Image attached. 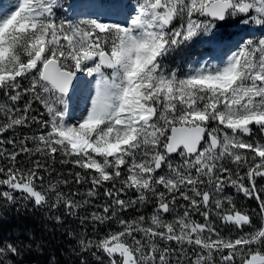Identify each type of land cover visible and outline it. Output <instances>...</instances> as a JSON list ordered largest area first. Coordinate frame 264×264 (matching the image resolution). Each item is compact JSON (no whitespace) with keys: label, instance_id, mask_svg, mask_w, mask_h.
<instances>
[{"label":"snow or ice","instance_id":"6c2138e0","mask_svg":"<svg viewBox=\"0 0 264 264\" xmlns=\"http://www.w3.org/2000/svg\"><path fill=\"white\" fill-rule=\"evenodd\" d=\"M0 264H264V0L0 4Z\"/></svg>","mask_w":264,"mask_h":264},{"label":"rangeland","instance_id":"374dc122","mask_svg":"<svg viewBox=\"0 0 264 264\" xmlns=\"http://www.w3.org/2000/svg\"><path fill=\"white\" fill-rule=\"evenodd\" d=\"M10 3H11V0H0V4H3V5H8ZM73 3H75V0H73ZM205 47L206 46H197L194 49V52L203 51ZM191 58H192L191 55L184 57L183 60L174 58L171 60H166L165 64L169 68H172V69L179 68V70L183 72V71H187L188 62L191 60ZM243 202H245V206H247V207H254L255 206L254 202L242 200L241 203L243 204Z\"/></svg>","mask_w":264,"mask_h":264},{"label":"flooded vegetation","instance_id":"af4514ba","mask_svg":"<svg viewBox=\"0 0 264 264\" xmlns=\"http://www.w3.org/2000/svg\"><path fill=\"white\" fill-rule=\"evenodd\" d=\"M243 204L245 205V202H243Z\"/></svg>","mask_w":264,"mask_h":264}]
</instances>
